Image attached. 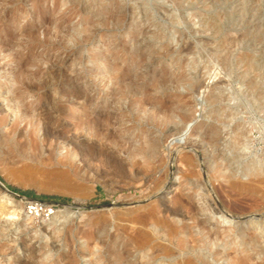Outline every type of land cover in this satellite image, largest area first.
Listing matches in <instances>:
<instances>
[{"label": "rangeland", "instance_id": "1", "mask_svg": "<svg viewBox=\"0 0 264 264\" xmlns=\"http://www.w3.org/2000/svg\"><path fill=\"white\" fill-rule=\"evenodd\" d=\"M166 47L173 52L158 57ZM185 47L191 53L182 54ZM101 54L108 62L98 63ZM133 55L131 67L122 63ZM19 61L48 80L50 97L37 108L44 116L39 129L20 122L24 134L7 150L14 107L37 104L32 92L18 94L23 85L14 83L12 70ZM115 63L124 74L113 70ZM0 71V202L12 212L0 220V264L140 263L134 238L144 227L152 237L144 252L156 264H175L159 247L178 250V239L191 242L199 229L185 209L184 234L168 237L159 221L172 219L169 208L183 200L212 208L210 228L219 223L256 235L253 251L239 240L226 248L237 254L248 248V264H264V165L246 176L230 150L241 125L248 156L264 157V0H0ZM131 73L127 82L141 86L139 103L133 90L112 91V78ZM179 74V89L168 88ZM155 76L170 81L166 90H152ZM150 99L172 118L148 120L152 111L140 103ZM183 113L191 121L183 122ZM214 129L222 130L217 146L209 139ZM151 137L160 140L155 158L131 159L133 144ZM221 171H237L253 188L232 190ZM209 182L219 200L237 209L254 205V212L222 217ZM152 210L156 219L148 216Z\"/></svg>", "mask_w": 264, "mask_h": 264}, {"label": "bare ground", "instance_id": "2", "mask_svg": "<svg viewBox=\"0 0 264 264\" xmlns=\"http://www.w3.org/2000/svg\"><path fill=\"white\" fill-rule=\"evenodd\" d=\"M174 33H176V32H174ZM157 35L160 37L162 36L163 38H160V39H166L168 42L174 40V38H175V35L173 33H171L168 36V38L163 36L162 33H157ZM135 51H136L137 56L142 57L145 61L143 49L141 48L140 44L137 45V47L135 48ZM120 52H122V51H117L115 53V55L118 57ZM124 52L125 53L127 52L126 49H124ZM171 52H173V50L169 47L168 48L166 47L164 49L163 53H156V55L158 57L160 56L161 58H164V57L170 55ZM125 53H123V55H125ZM181 53L182 54H189V53H191V48L185 47L182 49ZM134 55L129 57L128 59L122 58V63L123 64L127 63V66L131 67V65L133 63L132 61L134 60ZM153 60H154L153 58L152 59L150 58L147 61H149L152 64ZM106 62H108V58L105 55L101 54L98 56V63L103 64ZM28 63H29V61L28 62L19 61L16 69H13V70L11 69L12 72L15 73L13 81L16 85H19L20 83H21V85H23V87H22L23 89L21 90L20 93H18L20 95V97H22V94L25 92H32L33 96L36 97L37 104L33 105V106L25 105V104H22V105L18 104V105H16V107H14V110H13L14 124L10 129V133L6 134L5 137L3 138V144L5 145L7 150H10L13 147V145L15 143H17L16 137L18 135L24 134V129H20V122H22V121L27 122V125L28 126L30 125L33 130L39 129L41 122L43 121L44 116L42 113L36 114L37 108L42 105V102H43L42 100L46 101L50 97L49 94H45V92L47 90L48 80L37 78L39 73L28 70L27 69ZM112 68L114 71H116L118 73V75H121V73L124 74L123 73L124 69L121 68L120 63H115L112 66ZM164 70H166V68H164ZM134 76L135 75H133L131 73L129 75L125 74L122 77L112 78L113 79L112 81H114V86H115V89H113L112 91L113 92L116 91L118 93L123 92L122 94H125L124 92H126V90L129 92H131L133 90L136 93L134 96L135 97L134 102H133V100H132V102L133 103H139V100H141V94L139 93L141 86L139 85V83L134 84L132 82H127V80H131ZM25 79H28L29 83H24L23 80H25ZM169 82L170 81H166L164 79V76H160L159 78H156V76H155L154 81L151 85V88L156 93H160L161 91H164L167 89L166 84ZM181 83H182V75L179 74V75H177V80L171 81V83H170L171 85L168 88L178 90L179 87L181 86ZM72 96H74V95H72ZM158 100H160V98L156 97V98H153L152 101L156 102ZM152 101L150 99V101H148V102L142 101L140 103L141 104L140 107L143 108V110H145L144 109L145 106H149V108L152 111L153 115L149 116L148 120H154L155 116L159 117L160 114L161 115L165 114V116L167 115L168 118L171 117V114L169 115L167 113L168 111L164 107H160L157 104L152 103ZM98 107H100V105H98ZM52 109H53V107H52ZM222 112L224 115L226 114L225 110H223ZM93 115H95V114H93ZM230 115L231 114H226L225 116L229 117ZM98 117L100 118L102 116L100 115ZM181 119L183 122L186 123V122L191 121L192 118L188 114L183 113ZM168 122H170V121L168 120ZM171 128L172 129H170V132L177 131V127L175 125L172 126ZM221 134H222L221 129H214L210 133L209 139H210L211 145L217 146L219 144V142L222 140ZM246 136H247L246 130L244 128H242L241 125H237V127L235 129V137H234V140L230 146V150L234 154L235 158L241 162L242 171L244 172V174H246V176H250L255 171H257L263 167L264 157L263 158L261 157L262 160H258V159H255V157H256L255 155L251 154V156H248V151H249L251 143L249 144L248 140H246L247 139ZM159 143H160V140L155 138V137H151L146 141H140V142L136 141L133 144V149H132V152L130 153L131 159H132V157L134 158L136 156H142L145 159H154L156 154L158 153V150H159ZM123 155H125V154H123ZM247 156L249 157V159H246ZM211 159H213V157ZM195 160L196 159H194V161ZM237 174H238L237 171L234 174H230V173L227 174L223 171L220 172V176H221L222 180L224 182H227L230 185V188L232 190H236L239 192L251 190L253 188V184L250 182H244L242 178H241L242 180L237 179L236 178ZM205 187L207 188L208 194L212 198H214L215 200H218L219 208H220L219 212H221L223 214V215L221 214L222 217H225L226 219H232V220L234 219L235 220V219L239 218L238 217V216H240L239 214L244 216V214H247V213L254 210V207H252L254 205L249 206L247 209L246 208L237 209V207L233 206L231 203L222 202V200H219L218 195H217V191H216L215 187L213 185H211V182L207 183ZM195 194H197L201 197V195L198 194L197 192ZM7 197L8 196H6L5 198H7ZM203 199H205V198H203ZM184 209L187 211L186 215L189 216V220H192L193 225H195L196 228L199 229V232L194 233L191 231L192 234L189 235L191 238V242L187 241V237H188L187 235L180 237L178 239V243H179L178 250L177 249L173 250L168 246L167 247L166 246L165 247H159L160 251H161V255H162L161 257L170 258V259L173 258L175 261V264H211L212 263V261L210 259L211 257L215 258L216 260L223 261V264H248V263H251L253 261V258L249 252H250V249L252 251L254 250L253 243L255 241L256 235H254V234L245 235V231H244L243 227L238 229L237 227H234V226H221L219 223L216 224L215 226H213V228L208 227L206 225L205 221H206V219L209 218V215L213 213L211 207H207V206L191 207V206H188L184 202V200L179 201L178 204L176 205V207L169 208V210H168L170 215L172 216V219L163 218L162 220L159 221L161 223V225L165 228L166 235L168 237H174V236H177L180 234H184L185 230H187V228L184 226H182V228L179 227L180 222L182 220H185V217H186V215L184 213ZM6 215H12V212L10 211V208L8 206H6L5 204L0 202V220L2 217L6 216ZM156 215H157L156 211L152 210L149 212L148 216L150 218L156 219L157 218ZM249 215H247V216H249ZM257 222H258L257 218H252L250 220V225L254 226L257 224ZM242 223H243V221H242ZM222 228H223V230H221ZM161 239H162V237H161ZM238 240H239L241 246L249 247L250 249H248V248H247V250L244 249L239 254L233 252V253H235V255L233 256V253L230 252L229 249L227 250L226 247H228V246L231 247L232 244L238 246L236 244ZM151 241H152L151 234L145 229V227L142 229H138L136 231L134 243L136 244L137 248L139 249V252H141V257H140L141 262L140 263L134 262L132 264H156L157 263L155 256H152V257L148 256V254H146L144 252L147 247L151 246ZM172 243H173V241H172ZM205 251H207L208 254L205 253ZM175 254H178V255L173 256ZM164 258H163V260H164Z\"/></svg>", "mask_w": 264, "mask_h": 264}, {"label": "water", "instance_id": "3", "mask_svg": "<svg viewBox=\"0 0 264 264\" xmlns=\"http://www.w3.org/2000/svg\"><path fill=\"white\" fill-rule=\"evenodd\" d=\"M1 184V183H0ZM5 191L8 193V194H10V195H13V196H15V197H19V198H21L19 195H17L16 193H13V192H11V191H9L8 189H5Z\"/></svg>", "mask_w": 264, "mask_h": 264}, {"label": "built area", "instance_id": "4", "mask_svg": "<svg viewBox=\"0 0 264 264\" xmlns=\"http://www.w3.org/2000/svg\"><path fill=\"white\" fill-rule=\"evenodd\" d=\"M33 210H37V208L36 207H33Z\"/></svg>", "mask_w": 264, "mask_h": 264}]
</instances>
